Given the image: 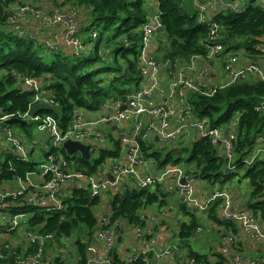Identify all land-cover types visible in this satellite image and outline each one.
<instances>
[{"label":"built area","instance_id":"obj_1","mask_svg":"<svg viewBox=\"0 0 264 264\" xmlns=\"http://www.w3.org/2000/svg\"><path fill=\"white\" fill-rule=\"evenodd\" d=\"M158 1V0H157ZM182 3L188 0H179ZM197 6V19L201 24L208 26L206 49L207 59H214L224 55V46L219 42V26L210 21L209 13L215 10L217 15L224 12L241 13L250 3L264 9V0H192ZM53 0H19L6 10V24L9 31L22 39L38 42L46 50H59L57 43L41 37L42 31L62 29L65 46L71 57L94 54L92 41H97L99 34L90 31V50L80 36V14L76 8L60 7ZM159 13L146 18L141 26V44L138 54L137 71L141 78L149 79L150 85L133 91L122 99L112 101L110 111L93 119H87L77 111L72 116L70 125L62 129L60 123L51 117L44 116L29 119L40 125L47 135L46 155L44 161L38 164L37 172H29L24 178H17L13 183H5L0 188V259H3L1 241L8 233H24L29 246H37L33 255H19L16 264H54L55 255L46 252V244L54 242L52 234H39L22 231V226L28 220L21 221L28 214H13L8 209L10 205L19 207H37L46 211H55L61 208V189L64 184L76 183L84 187L92 198H101L104 195H115L120 192L125 181H132L131 189L142 191L163 183L169 191L175 189L180 205L197 213H207L216 202H220L218 219L223 224L236 227L238 231L224 237L219 254L227 259L226 264H263L264 263V220L254 216L253 211L245 206L238 210L235 207L234 196L225 189H218L208 194H199L196 188L195 177L188 175L180 167L155 170L154 162L144 159L139 142L152 145L157 151L178 149L197 140L207 138L215 147L218 155L225 162L223 177L238 172V165L251 167L259 161H264V135L257 139L255 145L245 156L235 154V144L238 136L239 113L234 115L229 123L222 127H211L206 119L193 116L191 107L187 104V97L198 94L211 97L217 89L237 83H260L264 86V39L263 44L254 48L259 52L260 60L249 61L248 65L239 66L240 57L237 53H227L224 56L223 73L227 80L225 84L209 87L206 81L211 72L206 67L197 69L193 61L181 64L170 60L157 59L153 56L151 43L160 32ZM239 53H243L240 51ZM162 78L168 82L169 98L178 97L180 107L174 109L168 102H159L155 94L159 91ZM18 85L21 90L32 96V105L44 103L57 108V103L50 90L37 81L18 76ZM31 108V107H30ZM257 112L264 111V99L260 100L255 108ZM27 114H25V118ZM10 117L0 115V153L9 152L21 162H30V150L18 134H15L5 122ZM127 123L129 130L122 133L121 124ZM112 126L115 130V139L120 141L125 162L113 165L110 170L102 173V179L96 175H87L80 169L77 155H60L59 149L66 142H80L89 146L90 154L101 150L108 144L105 129ZM49 139V142H48ZM155 140L154 143L152 141ZM89 144H93L90 146ZM143 171V173H140ZM110 174L115 182L111 183L106 176ZM39 177V183L33 178ZM124 181V182H123ZM183 181V183H182ZM118 182H121L119 184ZM264 188V184H263ZM248 200V198H247ZM246 200V203H247ZM264 206V195L262 198ZM166 216L165 213H162ZM98 230L95 237L103 243L101 248L91 251L88 247L87 264H112L110 255L118 244V229L123 221L111 222V208L108 204L102 213H97ZM259 215V214H258ZM143 224L133 226L140 248L128 247L121 261L130 264L140 258L144 264H158L172 258L180 252L178 248H157V232L154 229L156 218H146L141 215ZM203 232L199 228L196 234ZM3 242V241H2ZM190 259V258H189ZM189 264H195L190 259Z\"/></svg>","mask_w":264,"mask_h":264},{"label":"trees","instance_id":"obj_2","mask_svg":"<svg viewBox=\"0 0 264 264\" xmlns=\"http://www.w3.org/2000/svg\"><path fill=\"white\" fill-rule=\"evenodd\" d=\"M60 7H72L87 19L80 33L83 41L90 43L89 31L101 26L103 31L98 32V43L94 48V54L84 60L74 63L78 57H71L61 50L50 51L42 47L38 42L28 41L13 35L6 24V10L19 0H0V113L2 116L25 120V114L32 106V96L21 90L18 85V76L27 77L46 86L60 111V117L52 114L41 113L39 118L51 117L58 121L62 129H66L72 116L77 110L85 109L90 112L100 110L105 101L110 97L120 98L130 89L128 83L139 78L137 62L139 43L141 40V26L148 17L144 0H53ZM158 13L164 33L168 38V47L161 55V59L171 62L189 63L192 58L206 59L208 38V26L198 22L196 15L184 14L185 8L179 0H158ZM219 26V42L224 46V54L243 51L249 58L260 57V53L254 48L262 45L264 39V9L250 3L241 13L224 12L213 19ZM108 33L103 51H100L102 34ZM118 37L117 42L114 38ZM36 48L43 49L53 57L49 63L44 62L38 55ZM109 56L110 62L105 66L94 68L100 62H106ZM119 59L124 62L119 64ZM128 70L132 79L123 77V69ZM111 71L114 75L106 81L96 79L95 76L103 71ZM137 78V79H136ZM264 99V86L260 83H237L223 89H217L211 97L198 94H189L187 104L191 107L193 116L198 119H206L211 127H222L229 123L234 115L239 113L238 136L235 144V154L238 157L245 156L255 145L257 139L264 130V111L257 112L255 108L260 100ZM15 125L24 131L29 137V124ZM33 123V121H32ZM115 152L119 154L120 141L110 139ZM141 154L144 159L154 162L157 168H166L169 165H177L182 160L181 155L186 154L185 161L191 166L186 170L188 175L197 177L198 181L208 184H218L223 187L232 181L237 173L223 177L225 162L218 155L215 147L207 138L197 140L187 146H180L179 155L174 154L173 149L157 151L152 145L139 142ZM61 156L67 158L64 149H59ZM107 149L99 150L96 161L78 157L80 169L87 175H93L102 161L112 154ZM238 172H244V178L251 186V193L247 197L246 207L253 211L254 216L264 220V161H259L251 167H244L237 162ZM38 163L35 160L21 162L9 152L0 153V188L5 183H13L17 178H24L29 172H37ZM157 168V169H158ZM111 222L124 221L128 225L138 226L143 224L141 215L151 207L158 209L168 205V195L161 185L153 190L137 191L125 184L119 193L110 196ZM100 198H92L84 187L76 186L71 189L68 197L61 199V208L55 211H46L37 207H19L10 205L9 211L13 214L25 213L31 215L27 224L28 232L39 234H52L53 245L60 244L62 238H72L75 246V260L73 264H87L88 247L98 230L95 208L100 204ZM184 214L189 216V221L179 224L178 238L183 244L196 235L201 228L199 220L194 214L189 213L185 207L179 205ZM220 202L214 203L207 213V220L233 230V226L223 224L218 219ZM259 214V215H258ZM8 233V239L3 238V259L0 264H16L19 255H33L37 246H29L24 233ZM21 235L23 242L15 245L13 240ZM95 238V237H94ZM46 244V248L49 244ZM61 245V244H60ZM187 257L195 264H226L227 259L221 254L216 255L211 263L206 255L194 252L190 245H186ZM58 248V247H57ZM209 248L213 249L210 244ZM60 252V251H59ZM112 264H126L119 259L114 252L110 255ZM63 258L55 255L54 264H63ZM130 264H144L140 258ZM264 264V263H263Z\"/></svg>","mask_w":264,"mask_h":264},{"label":"crops","instance_id":"obj_3","mask_svg":"<svg viewBox=\"0 0 264 264\" xmlns=\"http://www.w3.org/2000/svg\"><path fill=\"white\" fill-rule=\"evenodd\" d=\"M154 2H155L154 4H155L156 8L158 9L157 0H154ZM183 5H184L185 11L187 13L197 16V6H196L194 1L188 0V1L184 2ZM186 5L188 7H190L189 10H191V13L189 12L188 9H186ZM216 15H217L216 11L211 10L209 13L210 21H213V19L216 17ZM85 23H87V19L84 18L82 15H80L79 26H80L81 33H83V26L85 25ZM160 34H164V32H159L158 35H156V37L153 39V41L151 43L153 56L157 59L161 58V55L163 54V52L166 51V49L163 48V45H162L163 42L158 40V37ZM41 37L45 40L56 42L59 50L65 52V53H70L69 50L67 49V47L65 46V43L63 40L62 29H54L51 31H42ZM167 42H168V39H167ZM239 52L237 54L240 57V62H239L240 67L248 65L249 61H252V60L259 61L260 60L259 57L249 59L245 54L239 53ZM224 56H225V54L224 55L222 54V55H220V56H218L212 60L207 59V58L206 59H201V58H194L193 59L197 69H201L202 67H206L207 69L210 70L211 76L206 81V83L209 87L221 86V85L225 84V82L227 80V77L223 73V70H222L223 62H224ZM185 63H183V64H185ZM111 77L112 76H110L106 80L111 79ZM141 84H142V86L146 87V86L150 85L151 83L149 82V79H146V78L143 79L139 76L138 83L136 84V87L130 88V86L128 84V88L130 90L124 96H122L120 98L113 97V96L108 98L105 101L104 105L101 107V109L97 110L95 112H90V111H87L85 109L78 110V112L81 113L82 115H84L87 119H93V118H96L97 116H99L101 114L108 113L110 111L112 101L114 102L118 99L124 98L128 94H131L133 91L139 89ZM167 84H168V82L165 80V78H162L159 91H157L156 94L154 95L155 99L159 102H168V104H170L174 109H177L180 107V104H181L180 100L178 97H176V98H169L168 97ZM121 127L124 128V130L122 131L123 134L128 132L129 125L127 123L121 124ZM36 130L41 135L40 138L33 136L32 133L29 134V137H26V135L24 134V131H21V130H20V132L22 133V135L17 133L21 137L23 142H25L28 149L30 150L31 160L33 159V160H35V162H37L40 158L44 159L45 155L47 153L46 148L44 146V144L47 143V135H46L45 131L37 123H36ZM105 134L107 135V137H110V139H115L116 133H115V130L112 129L111 125L106 127ZM155 140L156 139H154L152 141V143H154ZM89 145L93 146V144H89ZM113 147H114L113 143L109 142V138H108L107 146L102 147L100 149H107L108 151H110L112 153V152H115V148H113ZM119 150H120V152L118 155L112 153L102 161L101 165L98 167L97 171L94 174L97 176V178L102 179L103 171L105 172L107 169L110 170V168L113 165L125 162V160H126L125 159V153H124L122 145L119 148ZM37 163L40 164L41 162L40 163L37 162ZM157 168L155 167V170L163 169V168H158V169ZM187 170H191V166ZM140 173H143V171H141ZM244 179H245L244 178V172L239 171V172H237V176H235L233 180H236L238 183H241V181ZM33 180H34V183H39L40 179H39V177L35 176L33 178ZM228 183H226L224 186H227ZM125 184L131 185L132 181H125L122 184V186ZM76 186H77L76 183L64 184L62 186V189H61V199L68 197L71 194V189L76 187ZM224 186L220 187L218 184L208 185V184H204L200 181H198L196 183V188H197V191L199 192V194H208V193L213 192V191L218 190V189H225ZM155 187L149 188L147 190H153ZM161 187L163 188L164 192L168 195V197L170 196L171 200H174L175 203L169 201L167 198L166 201L168 202V205L165 208L158 209L155 207H151L148 210L143 212V215L146 218L154 217V218H156V220L158 219V221H159L158 225H154V229L156 230L157 235H158L157 242H156L157 248L170 247L167 244L169 243V239L171 237V234L169 233L168 225H165L164 222L166 220L172 219L173 212H174V207H172V206H174L175 204L180 205L176 191H173L175 189L165 191V189H167V184H165V183L161 184ZM246 193L244 195L238 194V196H234L236 209L242 210L245 208L246 200L248 197V196H246ZM110 199H111V197L109 195H104L100 198V200H101L100 204L95 208L96 214L102 213L105 210V208L108 204V201L110 202ZM162 213H165L166 216H164ZM206 218H207V216H206ZM223 229H224V235L222 237H220V239L218 241L219 244H217L213 241H211V243H210L213 245V249H215V250H212V251H214V253H212L211 255L208 256L211 263H213L215 261L214 257L219 254V248H220V246H222V242L224 240V237L229 234L230 230H227L225 228H223ZM233 230L235 231L233 233H236L238 231V229L236 227H233ZM201 233L202 232H200L199 235ZM19 236H21V235L16 236L14 239H21L23 242V239ZM1 237L8 239V235L1 236ZM94 237H93V239L91 241V245H90L91 251L96 249V248H101L103 246V243L101 241H99L96 237L95 238ZM48 244H49V246L52 245V247L55 246V245H53V243H48ZM133 246H134V248H140L141 244L137 241L135 231H134V227L132 225H128L126 222L123 221L122 224L120 225L119 229H118V244H117L116 249L113 252L119 259H121L123 257V255L126 254L128 247H133ZM58 251L63 252V250L61 248ZM70 253H71V257L74 258V260H75V251L73 250ZM187 256H188L187 252L184 250L183 253L178 252L172 258L165 260L163 262H160L158 264H189L188 262L190 259ZM68 259H69L68 257H63V262H64L63 264H67Z\"/></svg>","mask_w":264,"mask_h":264},{"label":"rangeland","instance_id":"obj_4","mask_svg":"<svg viewBox=\"0 0 264 264\" xmlns=\"http://www.w3.org/2000/svg\"><path fill=\"white\" fill-rule=\"evenodd\" d=\"M144 2H145V9L147 11L148 16H151V15H153V14L158 12V9L156 8V6L154 4L155 3L154 0H144ZM186 9L189 10L190 7H188L186 5ZM189 12L191 13V10H189ZM93 31H96L98 33V32H102L103 29H102L101 26H98L97 28H93ZM108 37H109V34L103 32V34H102V39L103 40H102V42L100 44V51L104 50L105 43H106V40L108 39ZM167 39L168 38L166 37L165 33L164 34H160L159 37H158V40L163 42L162 45H163V48H165V49H167V47H168ZM117 40H118V37L114 38V42H117ZM97 43H98V40L97 41H92L93 46L96 45ZM140 44H141V40H140L138 48H140ZM86 46L90 50L92 49V46L90 45V43H88ZM36 50H37L38 55H40L43 58L44 62L49 63L51 61V59L53 57L52 54L47 53L43 49L36 48ZM88 56H89V54L81 55V56H79V59L74 60V63H77L79 60L80 61L84 60ZM106 59H107L106 62H100L94 68H87V71H91L92 69H96V68L105 66L106 63L110 62L111 57L109 56V60H108V58H106ZM159 59H161V58H159ZM118 61H119L120 65L124 64V62H122L121 59H119ZM113 75L114 74L111 71H106L105 70L103 72L98 73L95 76V78L96 79L105 80V79H107V78H109L110 76H113ZM137 83H138V79L135 80V81H130L128 84H129L130 88H135ZM0 115H2V114L0 113ZM28 120H29V118L27 116L24 121H28ZM5 124H6V122H5ZM10 127L12 128V130H13V132L15 134L18 133V134L22 135V133L20 132V128L19 127H16L15 125H10ZM29 132L32 133V135L36 136L37 138L41 137L39 132L36 130V123H34V122L32 123V121H30V124H29ZM263 135H264V130H263ZM48 142H49V139H48ZM75 155L79 156V154H75ZM98 156H99V152H98V150H96L95 153L90 154V159L92 161H96L98 159ZM181 157H182V160L180 161V163H177V165H169V168L180 167V168L185 169V170L189 169L190 165L185 161V158L187 157V155L184 154V155H181ZM43 160L44 159L40 158L37 162L40 163ZM224 188H225L227 193H229V194H231L233 196H238V194L244 195L246 192H247L246 196H249V194L252 191L251 186H250L249 182L246 179L242 180L241 183H238L236 180H233V181L229 182L227 184V186H224ZM167 198H168L169 201L175 203L174 200H171L170 196L167 197ZM172 207H174V212H173L172 219L171 220H166L164 222L165 225H168V230H169V233L171 234V237L169 239V243L167 245L172 247V248H178L180 253H183V251L186 250V247H185L186 245H190V248L194 252H196L198 254H201V255L209 256L212 253H214V251L209 249V245H210L211 241L219 244L218 241H219L220 237H222L224 235L223 227H220L217 224L208 221L206 219V216H205L204 213H197V212H193V211L187 210L189 213L194 214L196 216V218L199 220V224H200L201 228L203 229V232L200 235L199 234L193 235L189 239L187 244H183L182 241L177 236L178 235V230H179V224L183 223V222L187 223L189 221V216L187 214H184V212L181 210L179 204H175ZM30 218H31V215H27L21 221H25V220H28ZM158 224H159V221L157 219L154 225H158ZM29 229L30 228H29L28 224H24L22 226V231H26V230H29ZM74 236L75 237H72V238H62L61 242H60L61 245L57 244V246L55 245L54 247H52V245H51V246L46 248V252L48 254H51V255H60L62 258L63 257H68L69 259H68V263L67 264H73L74 258L71 257V253L70 252L75 249V246H74L73 242L75 241L77 235L74 234ZM11 240H13V243L15 245H20L22 243L21 239H11ZM60 248L63 250V252H59L58 251Z\"/></svg>","mask_w":264,"mask_h":264},{"label":"water","instance_id":"obj_5","mask_svg":"<svg viewBox=\"0 0 264 264\" xmlns=\"http://www.w3.org/2000/svg\"><path fill=\"white\" fill-rule=\"evenodd\" d=\"M184 14H187L186 11H184ZM160 32H164V29L161 28ZM123 77L127 79H132V76L128 74V70L126 68L123 69ZM41 113H46V114H52L56 117H60V111L58 108L47 105L44 103H37L31 106L29 109V112L27 113V116L29 119H34L36 116H38ZM6 125H27V122L24 120L20 119H9L6 121ZM157 140V139H156ZM62 149L67 153L68 156L79 154L82 158L84 159H90V148L89 146L82 144L80 142H66L63 144ZM174 154L179 155L180 150L179 149H173ZM107 180L111 183L115 182V179L112 175L108 174L106 176ZM198 178L195 177V180ZM121 184V182H118ZM183 183V181H182Z\"/></svg>","mask_w":264,"mask_h":264}]
</instances>
